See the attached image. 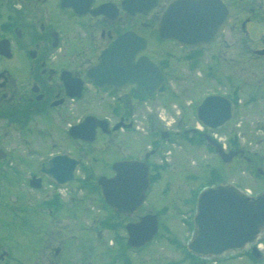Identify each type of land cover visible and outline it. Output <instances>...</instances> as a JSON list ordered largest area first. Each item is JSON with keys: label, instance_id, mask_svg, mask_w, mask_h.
Returning a JSON list of instances; mask_svg holds the SVG:
<instances>
[{"label": "flooded vegetation", "instance_id": "obj_1", "mask_svg": "<svg viewBox=\"0 0 264 264\" xmlns=\"http://www.w3.org/2000/svg\"><path fill=\"white\" fill-rule=\"evenodd\" d=\"M175 1L0 0V264H68L71 243L78 242L83 247L90 243V234L94 235L91 242H98V236L114 232L112 224L119 217L116 213L108 218L106 211L96 214L83 205L89 196L86 190L100 177L95 179L89 162L97 154L94 145L98 136L112 141L117 132H138L136 110L163 101L162 95L168 104L179 106L180 96L175 89L181 85H191L194 91L202 83L213 87L201 95L194 106L195 114L208 95L232 101L233 117L219 132L225 134L226 152L242 153L223 164H242L239 174L254 178L257 184L251 196L264 194V77L254 81L264 73V67L252 72L247 68L251 57L259 65L264 62V54L259 55L264 51V0H219L227 10V24L208 48L195 49L159 36L158 25ZM114 44L126 52L137 50L135 62L146 57L158 66L164 74L159 95L139 93L136 83L118 81L115 86L100 87L89 78L101 55ZM255 108L259 118L256 148L244 142L240 146L233 144V138L241 136L242 126L237 123L244 113ZM219 110L223 113L226 109ZM182 112L181 121L185 120ZM89 116L107 121L109 132L98 127L92 143L74 139L71 129ZM120 122L131 127L114 131ZM163 124L168 128L165 140L163 131L154 139L152 132L143 130L151 143L138 159L114 162L108 178L116 174L112 169L115 163L137 160L150 167L152 185L160 180L167 165L157 157L159 140L175 142L174 133L175 137L186 134L180 126L173 132L170 123ZM236 124L238 129L232 130ZM193 129L199 140L208 134L206 130L198 131V127ZM73 142L83 148L79 153L73 152ZM61 157L79 162L75 182L81 184L79 191L87 195L73 196L71 188L67 195L70 200L56 196V182L44 170L49 169L53 159ZM216 157L221 160L217 154ZM58 165L67 167V162L60 161ZM32 180L39 181L40 189L30 187ZM35 193L38 195L31 204L27 200ZM7 201L12 206L21 202L10 222L3 214ZM27 205L33 208L30 232L21 226L30 214L26 212ZM143 206L133 215L135 218L140 217ZM89 217L93 222L88 226ZM15 221L19 224L18 234L10 232ZM64 221L69 227L63 226ZM80 257V264L95 261H90L86 253ZM65 259L66 263H62ZM213 259V264H264V230L241 252Z\"/></svg>", "mask_w": 264, "mask_h": 264}, {"label": "water", "instance_id": "obj_2", "mask_svg": "<svg viewBox=\"0 0 264 264\" xmlns=\"http://www.w3.org/2000/svg\"><path fill=\"white\" fill-rule=\"evenodd\" d=\"M140 12V11H139ZM141 13V12H140ZM143 13V12H142ZM227 23V11L219 0H177L163 17L159 25L162 39H175L181 45L207 47L219 36ZM137 50L126 52L119 45H112L100 57L97 65L89 72L98 86H115L118 81L136 83L139 93H158L164 75L148 58L134 61ZM260 54H264V51ZM220 96H208L197 108L198 120L209 130H218L233 116L231 101H220ZM219 102L228 103L221 104ZM227 105V106H226ZM226 110L221 113L219 109ZM109 123L93 116L71 129L74 139L87 143L95 140L96 129L108 133ZM131 126L118 123L114 131ZM167 133L163 134V139ZM206 140L215 148L226 163L241 152L224 149L209 136ZM67 162L60 167L58 162ZM79 162L64 157L55 158L46 172L59 184L65 185L75 178ZM113 178L101 177L98 181L106 203L116 212L131 216L138 212L150 189V168L145 162L123 161L113 165ZM31 186L40 188L39 181ZM194 236L188 251L199 257L221 256L228 252L240 251L253 242L264 229V194L248 197L228 184L217 185L203 191L197 199V214L193 219ZM159 230L157 215H147L138 222L126 226L128 244L141 248L151 242Z\"/></svg>", "mask_w": 264, "mask_h": 264}, {"label": "rangeland", "instance_id": "obj_3", "mask_svg": "<svg viewBox=\"0 0 264 264\" xmlns=\"http://www.w3.org/2000/svg\"><path fill=\"white\" fill-rule=\"evenodd\" d=\"M259 66L264 67V62L259 65L255 59L253 61L252 57L249 58L247 68L251 72L252 70L255 71ZM262 77H264V73L257 75L254 81L259 82ZM200 85L201 87L196 89V91H194L191 85H181L175 89L176 94L180 96L177 109L174 107L175 105L168 104L167 97L164 95L160 96L163 101L154 102L148 106L149 110L147 107L138 108L135 118L137 120L136 124L140 127L139 133L134 130L117 132L112 141L105 136L99 135L94 145L97 147V154L91 157L89 161L95 171V179L99 175L105 177L112 176L111 166L114 162L138 159L146 146L151 143V139L144 132H148V134L152 132L153 138L156 139V136H159L161 131H167V126H164L163 121L159 118L161 113L164 114L165 118L168 117L166 122L170 123L172 126L171 129L174 130L173 132H175L178 126H180L181 130L198 127L197 120L194 117V106L202 94L208 93V90L213 88L205 83ZM167 96L169 97V95ZM163 109L166 110V115L162 112L164 111ZM182 110L185 116V120L183 121L178 116V112H182ZM250 110L244 113V117L237 123L242 126L239 129L241 136L237 140L240 145L244 142L245 144H252L256 148L257 134L255 130L257 129L256 126L258 125L257 121L259 118L257 108ZM174 121L176 122L174 123ZM237 124L232 127V130L238 129ZM220 135L225 136L224 133H220ZM173 138L176 140L175 142L160 143L158 139L160 144L157 156L158 160L164 161L168 165L162 170V178L160 180L158 178L157 182L152 185L151 190L147 194L145 204L138 214V216H142L150 211L158 215L160 231L154 242L139 251L131 250V253L122 249L119 240L125 243L127 239L124 230V224L127 222V219L118 217L114 222V232L110 234L103 233L98 236V242H91L94 235L90 234V243L85 244L83 247L79 246L78 242L71 243L68 254L69 258L67 259L68 264H80V256L82 253H86L90 261L92 260L91 258H94L95 261H92L93 264H213V260H193L186 251V246L193 236L192 220L196 214V196L210 186L226 182H234L238 188L249 189L251 191L256 188L257 184L254 182V178L249 179L239 174V169L244 167L242 164L237 162L233 166H225L206 146L200 145V147H196L197 142L191 139L190 136L189 138L183 139L182 136L175 137L174 133ZM170 148L171 155L170 157H166L164 155L165 149L169 150ZM82 149L80 145L77 146L73 142L72 150L74 153H79ZM18 175L21 177L20 174ZM71 185L73 187H70L69 191L72 188L73 196L79 198L83 193L86 194L88 192L89 196L86 194L87 196L83 204L84 207L91 208L95 213L98 211L103 212L107 209L103 205L104 203L97 190L96 182L91 187H87L86 192L74 188L76 182ZM35 195L38 194L35 193L27 201H30L29 203L32 204L35 200ZM70 199L71 197L69 196L64 200L68 201ZM7 204L8 206L3 209V214L8 216L10 222L12 220V212L19 210L21 202L18 206L17 204L12 206L9 201H7ZM25 208L27 210L26 212L30 214L25 216L26 219L25 217L23 218V221L25 219V223L24 225L21 224V226H25V230L30 232V227L33 223V216L31 215L33 214V208L29 205L25 206ZM57 210L60 209L57 208ZM135 219L132 218V220L130 219L128 221ZM68 221L70 222V220ZM92 222V217L87 218L88 226ZM12 223L10 226L13 231L10 232L18 234L19 231L16 230V226L19 224L16 221ZM63 224V226L69 227L67 221H64ZM27 232L23 233L28 235ZM63 236H66L65 231ZM97 243L100 245L98 246ZM62 263H66V259Z\"/></svg>", "mask_w": 264, "mask_h": 264}, {"label": "trees", "instance_id": "obj_4", "mask_svg": "<svg viewBox=\"0 0 264 264\" xmlns=\"http://www.w3.org/2000/svg\"><path fill=\"white\" fill-rule=\"evenodd\" d=\"M202 140H203V138H202ZM234 144H236V143L234 142ZM116 215H117V214H116ZM187 254H189V255L192 257L193 260H196V259H197L195 256H193V255L190 254L189 252H187Z\"/></svg>", "mask_w": 264, "mask_h": 264}, {"label": "clouds", "instance_id": "obj_5", "mask_svg": "<svg viewBox=\"0 0 264 264\" xmlns=\"http://www.w3.org/2000/svg\"><path fill=\"white\" fill-rule=\"evenodd\" d=\"M165 117H164V114L163 113H161V119H164Z\"/></svg>", "mask_w": 264, "mask_h": 264}]
</instances>
